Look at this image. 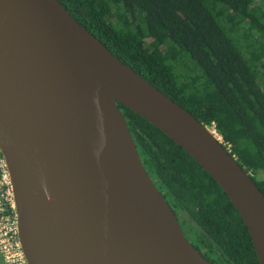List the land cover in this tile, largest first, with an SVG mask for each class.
Listing matches in <instances>:
<instances>
[{"label": "water", "instance_id": "1", "mask_svg": "<svg viewBox=\"0 0 264 264\" xmlns=\"http://www.w3.org/2000/svg\"><path fill=\"white\" fill-rule=\"evenodd\" d=\"M118 104L219 186L264 264V195L222 142L57 0H0V154L27 264H212L146 172Z\"/></svg>", "mask_w": 264, "mask_h": 264}, {"label": "trees", "instance_id": "2", "mask_svg": "<svg viewBox=\"0 0 264 264\" xmlns=\"http://www.w3.org/2000/svg\"><path fill=\"white\" fill-rule=\"evenodd\" d=\"M112 55L201 124L264 195V0H57ZM140 160L212 264H259L219 186L158 129L118 104Z\"/></svg>", "mask_w": 264, "mask_h": 264}, {"label": "built area", "instance_id": "3", "mask_svg": "<svg viewBox=\"0 0 264 264\" xmlns=\"http://www.w3.org/2000/svg\"><path fill=\"white\" fill-rule=\"evenodd\" d=\"M221 142L214 125L208 128ZM0 258L3 264H27L18 240L17 216L11 179L0 154Z\"/></svg>", "mask_w": 264, "mask_h": 264}, {"label": "crops", "instance_id": "4", "mask_svg": "<svg viewBox=\"0 0 264 264\" xmlns=\"http://www.w3.org/2000/svg\"><path fill=\"white\" fill-rule=\"evenodd\" d=\"M0 261H1V258H0ZM1 264H3L2 261H1Z\"/></svg>", "mask_w": 264, "mask_h": 264}, {"label": "rangeland", "instance_id": "5", "mask_svg": "<svg viewBox=\"0 0 264 264\" xmlns=\"http://www.w3.org/2000/svg\"><path fill=\"white\" fill-rule=\"evenodd\" d=\"M0 264H1V261H0Z\"/></svg>", "mask_w": 264, "mask_h": 264}]
</instances>
